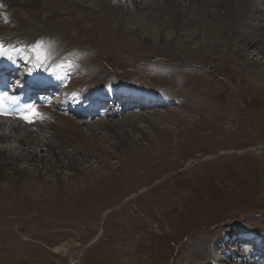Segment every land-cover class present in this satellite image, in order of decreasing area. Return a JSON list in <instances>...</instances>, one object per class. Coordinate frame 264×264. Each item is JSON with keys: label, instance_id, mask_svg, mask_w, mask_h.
<instances>
[{"label": "rangeland", "instance_id": "374dc122", "mask_svg": "<svg viewBox=\"0 0 264 264\" xmlns=\"http://www.w3.org/2000/svg\"><path fill=\"white\" fill-rule=\"evenodd\" d=\"M149 3L157 6L156 14L160 1ZM17 4L29 23L45 21L61 30L69 43L67 54L76 53L68 62L103 74L114 87L152 92L169 104L133 106L106 117L96 113L89 120L70 117L83 123L85 133L94 134L96 153L81 155L67 148L69 157H59L52 170L19 162L18 168L33 169V178L22 181L20 190H29L25 195H12L0 204V264H200L193 253L201 241L222 238L226 243L217 251H223L225 260L254 246L247 235L264 234V88L255 87L246 64L260 60L256 50L248 49L243 62L223 46L202 55L189 52L180 41L170 51L156 38L162 27L155 17L145 22L144 9L134 18L149 40L137 39L123 27L108 29L98 18L68 16L60 4L46 0ZM198 8L192 4L187 15L202 21ZM180 23L182 37L192 33L183 19ZM138 96L128 97L139 102ZM141 115L150 116V122ZM49 116L26 130L46 129L54 121ZM118 121L137 139L134 155L127 148L124 153L112 149L109 129L116 133ZM104 122L111 127L102 126ZM13 147H4L5 153ZM45 152L37 153L36 165L49 161ZM7 172L0 170L1 175Z\"/></svg>", "mask_w": 264, "mask_h": 264}, {"label": "bare ground", "instance_id": "6f19581e", "mask_svg": "<svg viewBox=\"0 0 264 264\" xmlns=\"http://www.w3.org/2000/svg\"><path fill=\"white\" fill-rule=\"evenodd\" d=\"M46 1L49 5L60 4L61 9L63 8L68 16L98 18L103 21V25L108 27V29L118 26L123 27L128 34L134 33L137 36V39L149 40L150 38H148L146 31L145 35V33L142 32L140 24L137 22L136 18H134L142 9H144L146 10L145 22H149L155 17L156 22L162 27L160 35L156 36V38L160 41V44H163L166 49L170 51L172 47L177 46L180 41H183L187 50L202 52L203 54L213 48L223 46L227 51L234 52L236 59L243 62V56L247 50L254 48V50H256L255 55L260 57V60H254L252 63L249 61L246 62L250 72L249 78L254 82L255 87L261 88L262 90L264 88L262 84L264 83V69H260V61H264V0H159V10L156 14L154 12L157 6L152 3L150 4V0H142L144 2L147 1L145 4H142L141 1L138 4V0H129L130 3H127L128 5H126L125 0ZM133 2L134 5L132 4ZM195 3L199 6L197 11H200V13L196 14L202 21L191 19L187 15L190 6ZM17 6V0H0V16L2 17V22L4 21V23L1 22L2 24H0V39L2 40V43L7 45L9 40H13L14 45L9 48L14 49L17 47L26 49L27 47H32L34 44L38 43L41 50L34 52L31 59V65L40 66L44 62L41 72H44L45 70H49L50 72L59 70L61 68L59 65L60 61L67 60L68 57H72L76 54L75 52H72L71 55L67 54L69 43L61 37V30L52 27L45 21H40L34 25L29 23L27 16L21 14ZM107 7H109V9H107ZM219 9L222 11L221 14ZM150 11H152L151 14L149 13ZM224 11L226 12L225 17ZM182 19L192 30L191 34L182 32L183 37L180 35L181 32L179 27ZM167 25H171L170 27L174 30L172 34L174 35L175 33V35L173 37H171L172 34L170 31L167 32ZM256 29L261 31L256 38H243L244 36H250L255 33L257 31ZM125 36L127 35L125 34ZM19 44L21 45L19 46ZM20 56L24 58V54H21ZM69 63L72 65V74L74 76L76 75L71 81L70 87L72 89L84 90L88 95L92 96L91 89H95L96 87H99L100 89L104 88L108 91L110 96H112V99H115V97L122 94H128L126 90L118 89L113 91L114 88L108 87L107 85L109 83L104 81L103 74H91V71L84 70V67V69H82L77 67L73 62ZM252 74H255L256 77H252ZM141 96L137 97L139 102H133L130 98H116L114 102L116 101V103H119L117 100H121V104H119L122 108H116L114 110L111 108V110H118L119 112L133 106L134 108L141 105L144 106L146 105L145 101L150 98V101L147 102L148 105L151 104L153 107H157L159 104H164H162V102L160 103V101L153 102L156 94H147L148 97ZM102 100L103 98L101 97V101ZM95 102V105H97L100 102V99L96 98ZM172 102L174 103V101ZM65 103L66 108L71 105V102L67 101ZM76 103L77 102L74 104ZM90 106L91 105L87 106L86 110H88ZM46 111H50L51 116H49ZM40 114H43L44 116L48 115L50 118H53L54 121L53 123L49 122L51 124H48L46 129H40L37 133L26 130L27 127L21 125L16 120H12V122L8 124L7 120L9 119L0 118V170L4 169L6 172L9 171L7 174H0V178H2V181H0V204L12 195L16 196L17 194L21 197L25 195V192L29 191L27 188H23L24 192L20 189L24 179L30 181V179L33 178V169L27 166L18 168L17 166L19 162L22 161L23 164L27 162L32 163V167H35L36 170H38L37 168H47L48 170H52L55 162L59 163L60 161L58 160H61L63 156L65 158L69 157L65 153V149L67 148H72L74 152L81 153V155L87 152L90 153L91 151L96 153L97 145H94L96 144L93 137L94 134H87L88 132L85 133V130L83 131L80 125L82 122L80 123L76 122L74 119L72 120L69 116H66L65 111L61 112L58 109L53 111L52 108H45L44 110L41 108ZM159 115L158 118L160 119L167 117L166 115ZM140 117H144V121L150 122V116L141 115ZM127 122L132 126L136 123L134 118L130 117L127 119ZM101 125L104 127L107 126L108 128L111 127H109V124L106 122ZM97 126L99 125H96V127ZM115 127H117L116 133L113 130L111 131V128L109 129L110 132L114 134L113 138L115 140L112 149L116 153H124L126 152L125 148H127V151L134 155V152L136 151L133 148V145H138L137 139L132 138L125 132L123 129L124 124H122V122L116 123ZM86 128L88 131H91L89 130V128L91 129L90 124L86 125ZM43 136H46V139L49 140L44 141ZM11 145L14 146L11 149V153H5L7 151L5 150L6 146ZM101 148L102 147L99 148V151H102ZM42 150H46V156L50 157V159H48L49 161L47 162L36 165V160L38 159L37 153L41 154ZM70 160H72V157H70ZM249 236L254 238L255 245H264V234L255 231L247 235L248 238ZM224 243L226 242L223 241L222 238L211 242H208L207 240L201 241L196 247L193 246L195 247L193 259L195 262L199 260L200 264H217V261L220 260L229 264H263V259L260 255L264 254V248L254 251V256L251 252V248L242 247L241 255L239 257H235L233 254L232 257L234 259L228 258V260H225L222 257L223 251H217L218 249L220 250L218 245H223ZM75 263L76 262H74V264Z\"/></svg>", "mask_w": 264, "mask_h": 264}, {"label": "snow or ice", "instance_id": "6c2138e0", "mask_svg": "<svg viewBox=\"0 0 264 264\" xmlns=\"http://www.w3.org/2000/svg\"><path fill=\"white\" fill-rule=\"evenodd\" d=\"M3 95H7V93H4ZM34 115H36V113H35V110L33 109L32 110V112L29 114V115H26L25 117H23L25 120H27L28 122H31V119H30V117L31 116H34Z\"/></svg>", "mask_w": 264, "mask_h": 264}]
</instances>
